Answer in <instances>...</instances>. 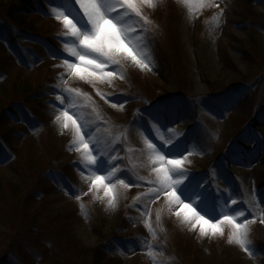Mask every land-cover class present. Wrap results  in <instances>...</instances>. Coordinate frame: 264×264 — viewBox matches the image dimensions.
<instances>
[{
	"label": "rangeland",
	"instance_id": "rangeland-1",
	"mask_svg": "<svg viewBox=\"0 0 264 264\" xmlns=\"http://www.w3.org/2000/svg\"><path fill=\"white\" fill-rule=\"evenodd\" d=\"M46 1L11 36L0 4V109L10 114L0 136L16 149L0 166L2 264H264V0H133L132 39L103 79L66 76L56 51L70 57L64 16L77 14L68 0ZM162 147L185 151L177 194L194 178L187 206L154 198ZM96 175L115 182L114 204L92 188ZM238 209L243 245L230 226L211 228ZM197 214L207 236L190 222Z\"/></svg>",
	"mask_w": 264,
	"mask_h": 264
},
{
	"label": "snow or ice",
	"instance_id": "snow-or-ice-1",
	"mask_svg": "<svg viewBox=\"0 0 264 264\" xmlns=\"http://www.w3.org/2000/svg\"><path fill=\"white\" fill-rule=\"evenodd\" d=\"M70 3H75L76 0H69ZM147 2V0H145ZM80 7L83 9L80 12L79 8L76 10L77 15H73L69 11L67 16H64V23L71 31V35L74 38L73 44L67 45L70 57H62L64 66L66 67V76L80 77L81 79H103L113 74V70L108 68V65H116L119 63L118 57L123 55V50L126 46V42L131 41L132 37L129 32L124 28V16L129 10H134L137 15H140V9L133 0H118V2H112V0H88L84 3L81 0ZM123 10V11H121ZM68 16H72L69 19ZM75 21V22H74ZM74 58V59H73ZM135 59V57H132ZM143 64V61H138ZM147 66L146 64L144 65ZM69 93L73 92V89L67 90ZM63 99V97H61ZM63 115L67 120H71L73 123V117L64 112ZM60 119V117H57ZM68 127L67 123L64 125ZM76 133H80V128H76ZM79 144H82L84 149H88V144L84 143V137L81 136ZM152 149L156 148V144H150ZM161 152L166 151L167 157H180V158H166L165 155L157 157L158 163L155 165V170L158 174V182L156 186V197L167 196L169 203L175 200V207L185 205V201H190L194 192V178L190 181V186L185 187V197L177 194L178 188L184 184L189 177L181 165L184 163L183 156L185 151H180L179 154L174 153L172 149H166L162 147ZM87 159L92 166H98L97 171L103 167V162L97 161L96 156L90 152L87 154ZM167 165V167H161L160 165ZM105 177L103 175H96L92 180V188L102 186L105 190V196L109 197V203L114 204L116 195L113 191L115 187L114 181L104 182ZM120 184H124V179L118 178ZM126 187L128 185H125ZM236 203L235 199L231 201ZM201 211H204L201 209ZM205 215H212V211H204ZM237 214L240 217H244V210L238 209L231 215H224L221 219L219 216H212L213 220L217 223L211 224V228L216 230L220 228V225H226L231 227L232 238L234 242H238L241 245L245 243L244 235L247 224V219L238 221L236 219ZM179 215V212H177ZM198 221H202L203 225H208L209 221L205 220L203 215L197 214V217L190 221L194 226L201 227ZM203 235L207 236L208 230L201 227ZM215 235L216 232L213 231ZM222 235V231L220 232ZM245 251L248 249L245 247Z\"/></svg>",
	"mask_w": 264,
	"mask_h": 264
},
{
	"label": "trees",
	"instance_id": "trees-1",
	"mask_svg": "<svg viewBox=\"0 0 264 264\" xmlns=\"http://www.w3.org/2000/svg\"><path fill=\"white\" fill-rule=\"evenodd\" d=\"M13 1L12 0H6V3H4L5 0H3L2 3H0V4H2V6L9 5L8 9H9V12L11 13L10 16L12 15L11 18H13L15 20L14 24H9V25L6 24V32H8V35H10V36L14 33L13 30H17V29H19V27L26 25L28 23L30 17H32V13H34L35 10L39 9V7L36 6L35 0H20V1H17L15 4L12 5ZM47 3L48 2L46 0H39V4L41 7L42 6L45 7ZM33 8H36V9H33ZM1 16H2V14L0 11V18H1ZM10 25H11V27H10ZM25 28H27V27H25ZM30 28H31V30H33L32 27H30ZM27 30H29V29H27ZM2 39H3V37H2V34L0 33V54H2V52L4 53L7 50L3 46V40ZM4 62H6V65H7L9 70H10L9 65H11L14 62L17 64V60L15 58H10L9 60L4 59ZM6 75H7V73H6ZM18 86L21 87V83H19ZM30 88L31 87L27 86L24 82L22 84L21 91L29 94L28 91L30 90ZM8 114L9 113L7 110L0 109V124L1 125H3L2 123H4V120H7ZM5 135H7V134H5ZM5 135L3 134L2 135L3 137L0 136V166L8 165L12 160H14L15 155H16V149H14V147L11 144H9V139L6 138ZM5 144H9V146H7ZM5 146H7V148H4ZM1 187H2V184H0V188ZM102 250L100 248L96 252L99 263H101L103 261L104 256L106 254V253H102L103 252ZM0 264H2L1 261H0Z\"/></svg>",
	"mask_w": 264,
	"mask_h": 264
}]
</instances>
